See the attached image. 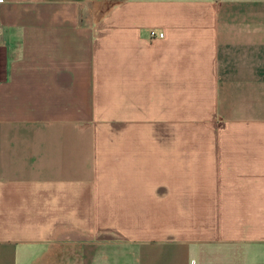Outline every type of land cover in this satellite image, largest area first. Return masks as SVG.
<instances>
[{"label": "crops", "instance_id": "obj_1", "mask_svg": "<svg viewBox=\"0 0 264 264\" xmlns=\"http://www.w3.org/2000/svg\"><path fill=\"white\" fill-rule=\"evenodd\" d=\"M0 264H264V0H0Z\"/></svg>", "mask_w": 264, "mask_h": 264}, {"label": "built area", "instance_id": "obj_2", "mask_svg": "<svg viewBox=\"0 0 264 264\" xmlns=\"http://www.w3.org/2000/svg\"><path fill=\"white\" fill-rule=\"evenodd\" d=\"M155 33L154 32H151V35L153 36ZM159 37H162L164 34H163V32H158V34H157Z\"/></svg>", "mask_w": 264, "mask_h": 264}]
</instances>
